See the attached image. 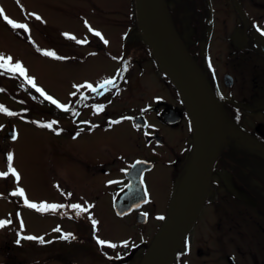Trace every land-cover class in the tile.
Wrapping results in <instances>:
<instances>
[{"label": "flooded vegetation", "instance_id": "obj_1", "mask_svg": "<svg viewBox=\"0 0 264 264\" xmlns=\"http://www.w3.org/2000/svg\"><path fill=\"white\" fill-rule=\"evenodd\" d=\"M168 1L178 32L222 103L220 110L224 118L234 128L221 138L205 204L173 264H264V0ZM241 75L243 80L239 79ZM108 78L115 81V88L122 87V80L115 78V75L102 80ZM98 94L97 91L95 95ZM180 108L185 116L184 105ZM141 114L148 116L147 112ZM136 116H130L129 120L134 130L143 132L139 138H144L146 146H163L167 139L159 127H155L149 117H146L145 126H138ZM158 117L169 127L179 123L165 121L162 114ZM36 122L39 129H45L55 137L64 129L74 137L83 129L87 133L107 124L105 120L93 126L88 117L84 124L80 123L83 126L79 125V130H72L70 126L60 124L59 114L37 119ZM48 123H52L51 128L43 126ZM154 132L161 133L162 139L147 141L146 134ZM22 136L21 131L14 138H7L5 134L2 137L8 145L0 150V172L7 175L0 178L6 180L8 186L7 190L0 189V199H4L10 208L0 214V221L10 223L0 228H14L16 239L0 244V264L4 263V259L8 260L4 256L17 254L18 264H123L125 254L127 261L133 263L136 260V264H139L140 260L133 258L139 246L132 245L130 248L115 239L110 242L116 245L114 248L108 244L92 243L91 240L94 244L91 250L96 257L87 255L90 242L87 241L86 221L88 216L89 224L97 226V223H92L95 205L87 193L81 194L79 191L80 197H76L75 149H60L57 142L51 149H34L31 154L24 151L19 154L18 162L12 145ZM82 150L78 153H82ZM115 153L111 150L107 155L101 151V156L96 155L92 160V155L89 159L83 152L87 157V176L91 174L94 178L92 185L101 192L97 193L98 196L103 202L110 201L117 216H134V224L142 227L151 217L159 218L147 207L152 198L147 177L149 172L156 169L157 163L153 160L154 165L143 172L148 200L119 214L114 208V201L131 181L127 169L138 158L152 159L145 155L126 162L120 161ZM9 155L12 156L11 161L8 160ZM29 162H35V165L29 167ZM178 163V159L172 162L176 173L170 199L186 175V156ZM12 168L18 172L19 180L12 175ZM28 169L43 177L48 187L47 194L40 196L33 188H27L23 176L27 178ZM20 189L24 190L30 202H47L64 207L54 212L30 208L25 204V197L13 195ZM91 190L95 191L96 188ZM71 205H81L87 211L76 215ZM25 212H29V215ZM33 213L38 215L36 220H33ZM162 213L165 215L164 211ZM98 219L96 222L100 221ZM34 221L37 224L35 227ZM150 227L153 228V225ZM67 233L74 238L64 239ZM30 236L38 239L26 238ZM41 237L43 242L39 239Z\"/></svg>", "mask_w": 264, "mask_h": 264}, {"label": "rangeland", "instance_id": "obj_2", "mask_svg": "<svg viewBox=\"0 0 264 264\" xmlns=\"http://www.w3.org/2000/svg\"><path fill=\"white\" fill-rule=\"evenodd\" d=\"M0 8L4 10L0 13V55L11 56L13 63H21L27 69V75L34 78L37 87L42 88L59 103L69 106L68 111L62 110L41 96L23 76L0 70V105L13 113L9 115L0 111V150L8 145L2 137L5 134L8 138L9 129L23 133L12 145L18 162L19 154L24 151L31 154L34 149H51L57 142L60 149H75L76 197H80L78 194L81 191V194L87 193V196H90L89 200L93 198V220L100 218L94 227L89 224L87 216V241L99 243V240L111 242V239H115L124 246L127 242L130 248L132 245L139 246L133 258H137L141 263L140 254L144 252L142 244L152 242L160 218L151 217L147 224L140 227L134 224V216H117L110 201L103 202L100 195L98 196L97 193L101 192L97 186L92 185L94 178L91 174L87 176V157L90 159L92 155L94 160L96 155L101 156L99 152L103 151L108 155L114 150V155L120 161L128 162L137 156L148 155L151 161L154 160L157 164L156 169L149 172L147 177L152 197L147 207L152 212H165L176 173L172 162L178 159L180 164V160L186 156L188 172L194 143L189 141L193 132L188 115L175 127H169L158 117L169 103H182L169 76L159 73L157 60L149 49L135 46L127 50V42L136 39L134 33L138 30L134 1L0 0ZM4 16L27 24L29 31L13 28ZM37 16L40 17L39 20L36 19ZM95 32H99L101 36L95 35ZM184 43L186 44L185 41ZM45 51L54 52L55 56L45 55ZM121 71L125 72L121 88H115L116 85L102 88L98 94L99 98L87 100V94L90 93L87 84L96 88L98 81ZM239 79L243 80L242 75ZM97 106H102L103 110L98 111ZM142 112H147L151 123L166 135L167 140L163 146H146L144 138H139L143 132L134 130L129 117ZM55 114H59L61 125L70 126L72 130H79V125L83 126L88 117L93 126L105 120L107 124L87 133L83 129L74 137L64 129L55 137L47 130L39 129L36 124L37 119L52 118ZM114 121L119 123H113ZM80 149H83L82 153L87 157L78 153ZM34 165L35 162L28 164L29 167ZM23 179L27 188H33L37 195L48 193L46 181L41 175L34 174V170L28 169L27 178L23 176ZM184 179L185 177L182 182ZM5 181L0 178V189L7 190ZM94 188L96 190L92 191ZM173 197H177V194ZM9 208V204L0 199V214H4ZM25 214L29 215V212ZM37 216L33 215V220H36ZM34 223L33 227L37 225L36 221ZM15 224L18 226L17 220ZM15 233L14 228H0V244L12 242L16 239ZM91 242L87 246V255L96 257L95 252L91 250L94 247ZM4 257L8 260L4 259L3 264L19 262L18 254ZM125 258L126 254L123 264H136V260L132 263Z\"/></svg>", "mask_w": 264, "mask_h": 264}, {"label": "water", "instance_id": "obj_3", "mask_svg": "<svg viewBox=\"0 0 264 264\" xmlns=\"http://www.w3.org/2000/svg\"><path fill=\"white\" fill-rule=\"evenodd\" d=\"M167 3L166 0H136V12L143 34L159 60L160 71L170 75L184 100L186 111L192 120L195 148L177 197L171 200L168 214L140 264L173 263L209 193L222 138L216 117V110L222 108V103L218 101L205 74L170 23ZM163 117L170 123H176L182 118V110L169 105L164 110ZM137 121L144 122L142 117L137 118ZM10 134L14 136L15 133L11 131ZM151 137L161 138L158 134ZM151 166V162L141 159L131 167V182L115 201L119 213L126 206H134L138 200L145 199L142 173ZM183 189L185 192L181 197ZM178 198L180 201L176 205Z\"/></svg>", "mask_w": 264, "mask_h": 264}, {"label": "snow or ice", "instance_id": "obj_4", "mask_svg": "<svg viewBox=\"0 0 264 264\" xmlns=\"http://www.w3.org/2000/svg\"><path fill=\"white\" fill-rule=\"evenodd\" d=\"M3 9L0 8V13H3ZM4 19L13 27L16 29H24L25 31H29V27L27 24H22V23H18L13 21L12 19H9L7 16H4ZM36 19H40L39 16L36 17ZM68 35V34H65ZM95 35L97 36H101V34L99 32H95ZM73 39H75V37H71ZM102 38V37H101ZM79 43H84L85 41H77ZM105 43H107V41H105ZM45 55H49V56H55L54 52H48L45 51L44 52ZM57 59H64L63 57H56ZM0 70H7L8 72H11L13 74L18 73L20 76H23L25 78V80L33 87L36 89V91L38 93H40L41 96H43L46 100L50 101L51 103H53L54 105H56L57 107L61 108L64 111H68L69 110V106L68 105H64L59 103V101H57L56 99H54L52 96L48 95L42 88L37 87L34 78L30 77L27 75V69L19 62L17 63H13V58L11 56L5 57L3 55H0ZM2 74V73H0ZM115 85V81L112 79L106 80L104 81L102 84L99 85V88H107L108 86H114ZM77 87H83V86H77ZM87 88L91 89L93 92H97L98 89L93 87L92 84H87L86 85ZM97 110L98 111H102L103 107L102 106H97ZM0 111H5L7 112V114L12 115L13 113H11L10 111H8L7 109H5L2 105H0ZM54 123V122H53ZM113 123H119V121H114ZM45 127H52V123H48L46 125H43ZM8 160L11 161L12 160V156L9 155L8 156ZM11 173L12 175H14L16 177L17 180H19V174L18 172L12 168L11 169ZM7 173L4 172H0V176H6ZM13 195H19L22 197H25V204L33 209H36L38 211H56L57 209L64 207L63 205H56V204H48L47 202L41 203V204H37L35 202H30L27 197L25 196V192L23 189H20L18 192H14ZM71 207L73 209L76 210V215H80L81 212L87 211L86 208H83L81 205H71ZM146 215V214H145ZM161 219H163V217H160ZM10 223V221H0V227L4 226L5 224ZM93 225H95L97 222L95 220L92 221ZM56 231H60L59 229H56ZM74 238L72 237V234L67 233L64 234L63 238L64 239H68V238ZM27 239H38L37 237H26ZM41 240V242H43V238H39ZM101 245L104 244H108L110 247H116L115 244H111L110 242L107 241H103V240H99L98 241ZM125 246H127V242H125Z\"/></svg>", "mask_w": 264, "mask_h": 264}, {"label": "bare ground", "instance_id": "obj_5", "mask_svg": "<svg viewBox=\"0 0 264 264\" xmlns=\"http://www.w3.org/2000/svg\"><path fill=\"white\" fill-rule=\"evenodd\" d=\"M134 1V6H135V13H136V18L138 19V17H137V12H136V0H133ZM170 17V16H169ZM171 20V21H170ZM169 21H170V23H172L173 24V26H176V23H175V19H174V17L172 16L170 19H169ZM140 25H141V28H142V30H143V27H142V24L140 23V21L138 20L137 21ZM179 32H177V34H178ZM181 39V38H180ZM216 117H217V123H218V127H219V133H220V135H221V137L223 138L224 136H226L227 134H229V133H231L232 131H234V128L232 127V125H230L228 122H227V120L224 118V116H223V114H222V112H221V110L219 109H217L216 110ZM217 154H218V152H217ZM186 174H187V171H186ZM126 188L127 187H125V188H123L119 193L121 194L122 192H124L125 190H126ZM184 188H186V185L184 186ZM184 192H185V189H183V192H182V194L180 195L181 197L183 196V194H184ZM118 198H119V194H118V196H117V198H116V200H118ZM180 201V198H178V200H177V202H176V205H178L179 202ZM206 201V200H205ZM204 204H205V202H204ZM138 204H135L134 205V208H136V207H138L137 206ZM204 206V205H203ZM203 209V208H202ZM202 211V210H201ZM155 213H156V215L158 216L159 215V218L160 217H163V219H161L160 218V220L162 221L161 222V224H160V226L162 225V223L164 222V220H165V218H166V216H167V214H168V210L166 211L165 210V216L162 214V211L160 210V211H155ZM201 213V212H200ZM139 214H141V213H139ZM198 218V217H197ZM197 220V219H196ZM195 220V221H196ZM194 224H195V222L193 223V225L191 226V228L194 226ZM160 226H159V228H160ZM190 228V229H191ZM190 229L188 230V232L190 231ZM187 232V233H188ZM186 236H187V234H186ZM186 236H185V238H186ZM185 238H184V240H185ZM184 240H183V242H182V245H183V243H184ZM154 241V239L152 240V242ZM151 245H152V243L151 242H147V243H145V244H142V247L144 248V252L145 251H148L149 249H150V247H151ZM181 245V246H182ZM181 248V247H180ZM174 260H175V258H174ZM174 262V261H173ZM173 264V263H172Z\"/></svg>", "mask_w": 264, "mask_h": 264}, {"label": "trees", "instance_id": "obj_6", "mask_svg": "<svg viewBox=\"0 0 264 264\" xmlns=\"http://www.w3.org/2000/svg\"><path fill=\"white\" fill-rule=\"evenodd\" d=\"M137 29L136 30V34L134 33V35H136V39H131L130 41L127 42V50H131L132 48H134L135 46H140L142 48H145V49H149V51L151 52V48H150V45L147 41V39L145 38V36L143 35V30L141 28V25L138 23L137 25ZM133 35V34H132ZM130 35V36H132Z\"/></svg>", "mask_w": 264, "mask_h": 264}]
</instances>
